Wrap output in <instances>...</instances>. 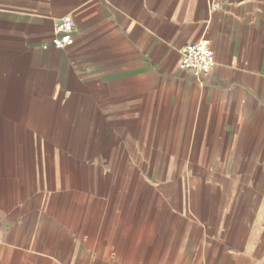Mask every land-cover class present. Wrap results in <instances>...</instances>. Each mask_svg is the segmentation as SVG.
<instances>
[{
	"label": "crops",
	"instance_id": "0c3cea01",
	"mask_svg": "<svg viewBox=\"0 0 264 264\" xmlns=\"http://www.w3.org/2000/svg\"><path fill=\"white\" fill-rule=\"evenodd\" d=\"M0 264H264V0H0Z\"/></svg>",
	"mask_w": 264,
	"mask_h": 264
},
{
	"label": "built area",
	"instance_id": "2783aa9c",
	"mask_svg": "<svg viewBox=\"0 0 264 264\" xmlns=\"http://www.w3.org/2000/svg\"><path fill=\"white\" fill-rule=\"evenodd\" d=\"M73 38V20L71 16H63L55 25L51 44L56 48L71 45ZM180 66L196 78L211 71L214 66V52L207 38L185 44L180 50Z\"/></svg>",
	"mask_w": 264,
	"mask_h": 264
}]
</instances>
